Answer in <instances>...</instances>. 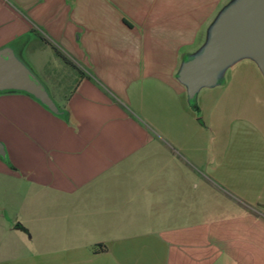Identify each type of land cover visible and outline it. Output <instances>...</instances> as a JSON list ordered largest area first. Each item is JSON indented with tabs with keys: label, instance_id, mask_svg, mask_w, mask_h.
<instances>
[{
	"label": "crops",
	"instance_id": "obj_1",
	"mask_svg": "<svg viewBox=\"0 0 264 264\" xmlns=\"http://www.w3.org/2000/svg\"><path fill=\"white\" fill-rule=\"evenodd\" d=\"M228 4L0 0V49L67 113L0 91V264H264V75L180 79Z\"/></svg>",
	"mask_w": 264,
	"mask_h": 264
},
{
	"label": "water",
	"instance_id": "obj_2",
	"mask_svg": "<svg viewBox=\"0 0 264 264\" xmlns=\"http://www.w3.org/2000/svg\"><path fill=\"white\" fill-rule=\"evenodd\" d=\"M242 56L252 57L264 75V0H235L224 9L213 25L211 43L202 56L188 60L180 72L189 96L200 86L211 84L220 68ZM2 90L25 91L51 112H58L45 86L10 47L0 49ZM0 155H5L1 143Z\"/></svg>",
	"mask_w": 264,
	"mask_h": 264
},
{
	"label": "rangeland",
	"instance_id": "obj_3",
	"mask_svg": "<svg viewBox=\"0 0 264 264\" xmlns=\"http://www.w3.org/2000/svg\"><path fill=\"white\" fill-rule=\"evenodd\" d=\"M233 1L235 0H228V3H231ZM65 78L67 79V82H66L67 86L66 88H64V90H60V92L62 93L61 95L62 97L68 94L72 85L77 80V77L74 78L71 71L69 72L67 76H65ZM136 252L141 253L140 258L133 256L131 259L132 262L137 261L138 264H161L162 254L167 253V243L162 244L159 242H145V243L138 245Z\"/></svg>",
	"mask_w": 264,
	"mask_h": 264
},
{
	"label": "trees",
	"instance_id": "obj_4",
	"mask_svg": "<svg viewBox=\"0 0 264 264\" xmlns=\"http://www.w3.org/2000/svg\"><path fill=\"white\" fill-rule=\"evenodd\" d=\"M58 53L64 58L66 59L65 55L61 54L59 51ZM58 106V112L56 113L57 115L61 116V117H66L67 116V113L65 111V109L60 106V105H57ZM46 107V106H45ZM47 108V107H46Z\"/></svg>",
	"mask_w": 264,
	"mask_h": 264
}]
</instances>
